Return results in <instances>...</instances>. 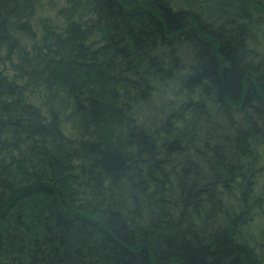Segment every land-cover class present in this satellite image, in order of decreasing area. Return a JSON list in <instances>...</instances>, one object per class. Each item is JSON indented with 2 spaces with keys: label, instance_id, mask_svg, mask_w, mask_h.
Returning a JSON list of instances; mask_svg holds the SVG:
<instances>
[{
  "label": "trees",
  "instance_id": "16d2710c",
  "mask_svg": "<svg viewBox=\"0 0 264 264\" xmlns=\"http://www.w3.org/2000/svg\"><path fill=\"white\" fill-rule=\"evenodd\" d=\"M0 264H264V0H0Z\"/></svg>",
  "mask_w": 264,
  "mask_h": 264
}]
</instances>
